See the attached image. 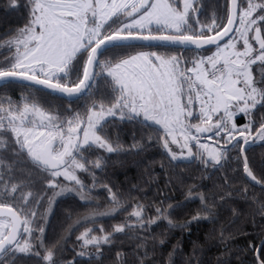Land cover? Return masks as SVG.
<instances>
[{
    "label": "snow or ice",
    "instance_id": "obj_1",
    "mask_svg": "<svg viewBox=\"0 0 264 264\" xmlns=\"http://www.w3.org/2000/svg\"><path fill=\"white\" fill-rule=\"evenodd\" d=\"M2 8L21 23L0 32V264H102L103 249L120 237L135 243L125 250L121 240L112 264H161L166 238L157 240L153 226L236 216L234 191L264 215V199L248 197L247 185L233 189L228 175L235 161L232 171L264 194V170L258 177L247 155L264 145V0H6ZM150 147L173 169L195 162L203 178L216 173L223 184L190 185L184 200L165 206L131 197L136 185L125 194L100 183L110 154ZM98 187L110 203L102 211L90 207ZM65 199L86 211L49 242L54 206ZM197 199L195 214L177 223V209ZM119 212L110 227L100 223ZM226 231L221 225L222 243ZM70 240L74 255L65 259ZM260 248L255 264H264ZM204 252L194 246L185 256L174 244L168 264L177 254L181 264H212ZM232 255L215 264H231Z\"/></svg>",
    "mask_w": 264,
    "mask_h": 264
},
{
    "label": "trees",
    "instance_id": "obj_2",
    "mask_svg": "<svg viewBox=\"0 0 264 264\" xmlns=\"http://www.w3.org/2000/svg\"><path fill=\"white\" fill-rule=\"evenodd\" d=\"M4 3H6V0H0V32L21 23L18 13H4L2 8ZM19 92L20 89L16 88L13 95L18 96ZM126 128L130 130L131 125L126 126ZM122 140L125 145L131 143V136L128 131L124 133ZM247 155L254 173L259 177L261 171L264 170L262 169L264 145L260 143L250 145ZM231 165V169L228 170L231 187L233 189H243L247 185L248 197H251L253 192H255L260 198L264 199L260 186L256 185L255 182H251L250 178H247L242 173V170L233 172L232 170L236 169L235 161H232ZM97 175L101 184L110 183L111 185H115L125 194L128 193L133 185H136V189L131 191V197L139 199L144 203L164 200L165 206L174 201L184 200L190 185L202 184L206 186L205 190H207L213 188V181L223 184V181L218 178V174L216 173L213 174L212 179L203 178V171L197 168L195 162L186 168L173 169L167 159L161 154L159 147L147 148L139 154L135 152L110 154L107 168L102 173L98 172ZM200 190L201 188L193 189V191ZM145 195L148 197L147 200L144 199ZM165 196L169 197V199H164ZM93 197L94 203L90 207L98 208V210L102 211L110 206L107 194L101 188L98 187L93 191ZM124 198L128 200V203L134 202V200L128 199L127 195ZM81 203L78 199H65L60 204L54 206V215L51 216V223L48 226L49 242H53L55 239L66 235L69 225L86 211L81 206ZM231 203L239 209L238 215L234 216L230 211H222L216 223H212L206 219L192 221L186 229L175 228L171 230H166V225L163 223L159 227L153 226L152 232L156 235L157 240L161 236H165L166 238L163 248H157L158 253H163L162 256H157L161 264H168V253L172 251L174 244L179 245L185 256L191 255L194 246L198 249L202 247L205 249V258L210 259L212 264H215L216 257L222 253H234L231 264H241V260L243 264H255V254L261 251L260 246L264 244V215L255 211L257 205L250 199L246 200L243 192L234 191ZM199 207L200 202L197 199L194 202L188 203L185 207L177 209L173 218L177 223L187 221L195 214ZM69 212L72 214L71 219L66 218ZM113 215L114 219L105 217L100 223H103L108 228L111 224L124 218V213L122 212L114 213ZM221 225L226 227L225 236L228 237L223 243L220 241ZM229 234L231 235L229 236ZM71 239H75V234H72ZM121 240L124 241L122 247L125 250L132 247L135 243V241H129L124 237H120L116 242V247H113L111 251L105 246L102 264H112V257L115 251L118 250V247L121 246ZM250 242L257 247L249 249ZM225 244H227V248H225ZM68 247L69 250L64 253L65 259L72 258L74 255L71 250V240ZM237 256L240 259H237ZM181 260V255H174L172 257V264H181ZM25 264H39V262L28 260L25 261ZM76 264H96V262H88L87 258L76 257ZM193 264H195V260H193Z\"/></svg>",
    "mask_w": 264,
    "mask_h": 264
},
{
    "label": "rangeland",
    "instance_id": "obj_3",
    "mask_svg": "<svg viewBox=\"0 0 264 264\" xmlns=\"http://www.w3.org/2000/svg\"><path fill=\"white\" fill-rule=\"evenodd\" d=\"M242 122V121H241ZM257 143H260V142H257Z\"/></svg>",
    "mask_w": 264,
    "mask_h": 264
}]
</instances>
